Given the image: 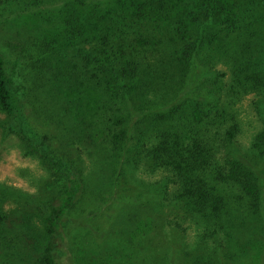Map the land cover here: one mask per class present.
<instances>
[{
  "label": "trees",
  "instance_id": "trees-1",
  "mask_svg": "<svg viewBox=\"0 0 264 264\" xmlns=\"http://www.w3.org/2000/svg\"><path fill=\"white\" fill-rule=\"evenodd\" d=\"M67 4L65 41L54 45L76 55L39 63L17 84L0 56V111L17 119L18 95L28 99L45 114L37 115L44 140L65 155L86 149L89 165L97 172L112 168L110 177L118 164L136 190L137 174H164L165 192L171 185L183 219L212 228L197 230L199 247L213 240L217 254L227 248L222 260L203 255L190 264H264V228L253 241L243 228L256 219L264 227V183L232 147L241 124L231 108L249 96L264 118V0ZM253 146L264 156V127ZM48 165L61 185L41 220L43 244L27 245L24 264L36 250L38 264H57L63 220L84 189L74 161L67 169ZM174 251L169 264L180 256Z\"/></svg>",
  "mask_w": 264,
  "mask_h": 264
},
{
  "label": "rangeland",
  "instance_id": "rangeland-1",
  "mask_svg": "<svg viewBox=\"0 0 264 264\" xmlns=\"http://www.w3.org/2000/svg\"><path fill=\"white\" fill-rule=\"evenodd\" d=\"M68 2H0V56L5 62L6 75L15 84L18 80L23 83L25 73L39 63L64 62L76 55L66 45H54L55 41H65L63 20L72 11ZM219 70L229 76L225 68ZM18 97L22 113L17 119L0 111V217L3 218L0 264H24L21 256L25 255L27 245L32 243L39 248L43 244L41 220L46 204L61 185L48 165L50 160L62 167L74 161L81 171L78 177L84 181L80 198L63 220L64 243L55 249L57 264H169L174 250L180 254L175 264H190L192 259L203 255L212 260L223 259L227 248L220 246L217 254L213 240L207 242L208 247H199L201 239L197 230L202 227L183 219L172 201V186L165 192L164 174H137L134 179L140 185L136 190L130 187L135 180L126 177V170L119 169L118 164L113 165L115 171L118 169L114 177L108 175L112 168L97 172L98 167L89 165L86 149L78 152V157L65 155L44 140L39 127L42 121L37 115L45 114L32 108L28 99ZM231 108L241 124L240 135L232 147L264 183V156L253 146L256 135L264 127V118L254 111L249 96L239 99ZM250 221L243 228L245 237L253 241L264 227L260 219ZM176 223L181 230L187 228L185 233L174 226ZM29 252V264H38V250ZM187 253L191 256L185 257Z\"/></svg>",
  "mask_w": 264,
  "mask_h": 264
}]
</instances>
